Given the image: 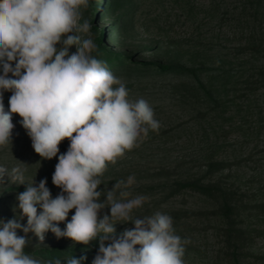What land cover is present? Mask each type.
Wrapping results in <instances>:
<instances>
[{
    "label": "clouds",
    "instance_id": "1",
    "mask_svg": "<svg viewBox=\"0 0 264 264\" xmlns=\"http://www.w3.org/2000/svg\"><path fill=\"white\" fill-rule=\"evenodd\" d=\"M81 7H89V0H0V147L11 143L14 114L42 159L57 157L59 145L70 141L52 175L61 189L55 198L46 178L34 186V180L25 182V169L0 165V182L7 178L27 185L17 196L20 217L0 221V264H41L25 254L26 237L31 232L43 242L49 231L76 244L98 240L92 264H184L189 241L175 234L169 215L158 211L132 218L133 210L148 199L132 196L134 176L115 182L106 194L99 190L108 165L138 147L160 124L148 101L130 100L125 83L93 55L98 46L89 21L79 23ZM73 46L76 52L69 54ZM5 91L12 93L8 110ZM105 208L110 215L101 217ZM73 209L61 230L59 223ZM23 217L26 225L19 222ZM129 222L134 228L115 235L118 223ZM18 229L25 236H18ZM86 259L71 257L65 264H84Z\"/></svg>",
    "mask_w": 264,
    "mask_h": 264
},
{
    "label": "rangeland",
    "instance_id": "2",
    "mask_svg": "<svg viewBox=\"0 0 264 264\" xmlns=\"http://www.w3.org/2000/svg\"><path fill=\"white\" fill-rule=\"evenodd\" d=\"M125 1L134 6L136 22L124 38L119 40L111 35V40H105L108 48L114 51L133 55L140 48H153L161 43L158 53L152 54L148 49L145 57L176 61L182 54L199 46L233 53L245 42L246 37L238 25L237 15L231 11L238 5V0ZM226 9L231 12L226 14ZM92 10L90 2L89 7L80 8V24L87 20L92 27L105 30L112 25L117 26L114 16L102 15L99 18L100 8L97 7L94 12ZM78 34L82 40L87 38V34ZM91 36L95 41V32L92 30ZM74 52L75 46L69 49V54ZM248 56L242 53L238 61H245ZM133 57L139 59L137 54ZM258 64H264V57L256 62ZM11 95L9 91L3 93L5 110L9 108ZM128 98L137 100L135 97ZM150 105L160 124L159 129L150 130L147 138L138 141V147L126 152L115 164L108 165L101 177L99 190L106 194L115 182L126 181L129 176H134L136 183L130 190L132 196L143 195L148 199L142 207L133 210V219L151 216L158 211L169 215L175 234L189 241L184 245V264H233L226 253L227 245L221 232L222 221L215 212L214 202L189 190L175 188L181 180L204 176L207 159L224 160L227 165L216 174L215 180L230 186L239 200L243 199L251 210L246 212L245 223L253 235L248 242L249 250L243 264H264V89L248 98H237L236 106L251 105L249 109H242V113H230L227 119L219 122L211 121V118L205 120L203 126L208 129L206 134L189 115L178 112L176 108L165 104ZM20 120L19 115L12 116L15 125L12 140L6 147H0V165L9 170L16 166L25 169V182L34 180V186L46 178V186L55 198L61 189L52 183V175L59 154L67 151L70 141L65 139L59 145L57 157L42 159L34 152L31 139ZM26 187V184L18 185L7 178L0 182V221L6 223L20 217L17 196ZM104 194L101 201L105 199ZM37 207L38 213L42 211ZM74 211L69 212L66 221L59 223L61 230L66 228ZM104 214L110 215V209H103L100 216ZM256 214L258 217L254 216ZM19 222L26 225L27 217ZM132 228L134 224L131 222L118 223L115 235L119 236L125 229ZM17 235L25 236V233L18 229ZM26 238L28 244L25 248L55 246L67 249L78 245L68 238L57 239L51 231L45 234L43 242L31 232L27 233ZM87 264H92V261Z\"/></svg>",
    "mask_w": 264,
    "mask_h": 264
},
{
    "label": "trees",
    "instance_id": "3",
    "mask_svg": "<svg viewBox=\"0 0 264 264\" xmlns=\"http://www.w3.org/2000/svg\"><path fill=\"white\" fill-rule=\"evenodd\" d=\"M92 12L100 8V16H114L115 25L107 30L91 26L95 32L98 51L93 55L106 63L108 69L124 83L129 97L143 98L149 104H165L178 112L189 115L204 134L208 129L205 120L222 121L228 114L242 113L251 105L236 106L237 98L245 99L264 89V64L256 65L264 57V0H238L231 11L237 15V22L245 35V42L233 53L212 47H197L182 54L176 61L147 59L149 49L158 53L161 43L153 48H140L134 52L135 59L128 52L114 51L105 40L122 39L133 29L136 18L134 6L125 0H89ZM226 9V14L231 12ZM225 14V15H226ZM106 18V17H105ZM247 53L245 61H238L239 55ZM241 107V108H240ZM224 160L207 159L204 176L187 178L175 185L177 190H189L211 199L215 212L222 221V235L226 242V253L233 264H243L248 242L253 231L245 223L250 207L238 198L236 192L220 180H215L218 172L224 170ZM210 180H206V179ZM22 192L25 191L21 189ZM15 191V189H12ZM258 217V215H254ZM257 234H260L259 232ZM99 241L88 245L78 244L63 249L59 247L25 248V254L37 259L41 264L60 260L65 264L71 257H86L84 264L91 262L98 253Z\"/></svg>",
    "mask_w": 264,
    "mask_h": 264
}]
</instances>
